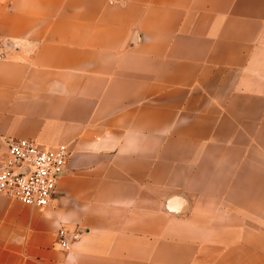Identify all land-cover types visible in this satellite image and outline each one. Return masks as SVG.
I'll return each instance as SVG.
<instances>
[{
	"label": "crops",
	"instance_id": "obj_1",
	"mask_svg": "<svg viewBox=\"0 0 264 264\" xmlns=\"http://www.w3.org/2000/svg\"><path fill=\"white\" fill-rule=\"evenodd\" d=\"M0 39V160L69 151L0 264H264V0H0Z\"/></svg>",
	"mask_w": 264,
	"mask_h": 264
},
{
	"label": "built area",
	"instance_id": "obj_2",
	"mask_svg": "<svg viewBox=\"0 0 264 264\" xmlns=\"http://www.w3.org/2000/svg\"><path fill=\"white\" fill-rule=\"evenodd\" d=\"M5 42L0 39V59L5 57ZM69 151L66 145L43 146L30 138H13L6 142V153L0 160V194L28 206H48L60 178L67 171ZM59 230L62 247L80 237L81 232Z\"/></svg>",
	"mask_w": 264,
	"mask_h": 264
},
{
	"label": "water",
	"instance_id": "obj_3",
	"mask_svg": "<svg viewBox=\"0 0 264 264\" xmlns=\"http://www.w3.org/2000/svg\"><path fill=\"white\" fill-rule=\"evenodd\" d=\"M166 210L176 213H182L187 210V201L183 196H170L164 202Z\"/></svg>",
	"mask_w": 264,
	"mask_h": 264
}]
</instances>
